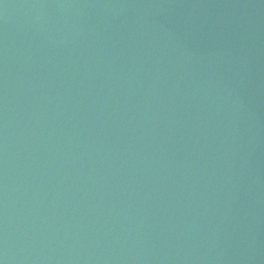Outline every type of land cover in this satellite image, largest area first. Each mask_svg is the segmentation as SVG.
<instances>
[{
  "label": "water",
  "instance_id": "95a60500",
  "mask_svg": "<svg viewBox=\"0 0 264 264\" xmlns=\"http://www.w3.org/2000/svg\"><path fill=\"white\" fill-rule=\"evenodd\" d=\"M0 264H264V0H0Z\"/></svg>",
  "mask_w": 264,
  "mask_h": 264
}]
</instances>
